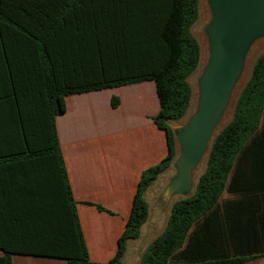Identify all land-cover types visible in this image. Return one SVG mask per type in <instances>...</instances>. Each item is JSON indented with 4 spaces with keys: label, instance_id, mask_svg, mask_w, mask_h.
Here are the masks:
<instances>
[{
    "label": "trees",
    "instance_id": "trees-1",
    "mask_svg": "<svg viewBox=\"0 0 264 264\" xmlns=\"http://www.w3.org/2000/svg\"><path fill=\"white\" fill-rule=\"evenodd\" d=\"M199 14L200 0H0V264H13L15 254L94 264L56 117L65 113L67 96L154 82L161 110L153 121L169 152L141 175L118 252L107 263L123 264L127 242L140 238L150 217L147 191L177 157L171 122L184 119L192 104L189 78L201 62L192 28ZM119 103L114 97L112 106ZM225 192L243 199L225 206L222 216ZM259 255L264 54L214 141L194 194L172 205L140 264H244Z\"/></svg>",
    "mask_w": 264,
    "mask_h": 264
},
{
    "label": "crops",
    "instance_id": "crops-1",
    "mask_svg": "<svg viewBox=\"0 0 264 264\" xmlns=\"http://www.w3.org/2000/svg\"><path fill=\"white\" fill-rule=\"evenodd\" d=\"M124 90L132 94L126 98ZM135 92H143L142 97L132 99ZM114 97L120 101L116 108L112 106ZM134 103L138 110L132 113L135 125H131L129 116ZM65 104V113L56 117V127L84 239L91 261L107 264L118 252L142 173L159 164L169 152L165 132L153 121L161 110L156 85L143 82L70 95L65 97ZM240 199L243 197L225 192L220 201L222 216L225 206ZM244 201H248L247 198ZM97 206L108 212L100 211ZM146 224L139 239L127 242L123 264H140L144 252L157 238L151 239L145 247L137 244ZM229 255H234L232 250ZM2 256L4 252L0 248ZM13 264L68 262L15 254ZM244 264H264V255Z\"/></svg>",
    "mask_w": 264,
    "mask_h": 264
},
{
    "label": "water",
    "instance_id": "water-1",
    "mask_svg": "<svg viewBox=\"0 0 264 264\" xmlns=\"http://www.w3.org/2000/svg\"><path fill=\"white\" fill-rule=\"evenodd\" d=\"M209 1L210 57L199 79L195 113L186 124L172 129L178 155L171 165L175 175L160 198L165 206L174 196L186 199L194 194L195 173L224 129L220 130V126L243 75L249 51L256 39L264 37V0Z\"/></svg>",
    "mask_w": 264,
    "mask_h": 264
},
{
    "label": "rangeland",
    "instance_id": "rangeland-1",
    "mask_svg": "<svg viewBox=\"0 0 264 264\" xmlns=\"http://www.w3.org/2000/svg\"><path fill=\"white\" fill-rule=\"evenodd\" d=\"M212 21V9L210 6L209 0H200V14L199 19L195 23V25L192 28V33L199 42L200 48H201V62L198 67V69L192 74V76L189 78V82L191 84L192 90H193V98H192V104L189 108L186 116L184 119L178 122H171L172 129L176 130L179 126H182L186 124L188 119L195 113L198 99H199V79L202 75V72L207 65L210 57V50H209V37L207 33V29ZM264 54V37H260L256 39L249 51V54L246 59L245 68L243 75L241 79L239 80L236 89L233 94L231 106L229 107L223 122L220 126V130L223 129L233 118L234 109L236 102L240 96V93L244 89L245 85L247 84L248 80L251 77L252 70L254 68V65L258 58ZM122 93H124L125 97H129L132 93L129 90H124ZM134 108L130 110L131 116H129V124L135 125V118L133 117L134 112L138 110L136 104L134 103ZM120 144V143H117ZM122 145V144H121ZM177 146V145H176ZM178 148V146H177ZM178 152V149H177ZM178 155V153H177ZM177 158V157H176ZM209 156H206L201 165L199 166L198 170L195 173L194 183H193V191L195 190V187L198 183L199 178L201 175L205 172L207 162H208ZM173 164V163H172ZM175 175V170L170 167L169 170H167L165 173H163L158 180L149 188L147 191L145 198L148 201V203L151 206V215L148 220V224H146L144 233L140 239V241L137 243L138 245L141 244L142 247H145L148 245L149 241L151 239H154V237H158L163 230L165 229L167 225V221L171 212L172 205L180 200L185 198V196L177 195L174 196L168 206H165L161 201L160 198L163 195L164 191L166 190L167 186L169 185L170 178ZM164 206V207H163Z\"/></svg>",
    "mask_w": 264,
    "mask_h": 264
}]
</instances>
